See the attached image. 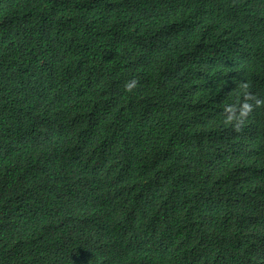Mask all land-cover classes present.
Returning <instances> with one entry per match:
<instances>
[{
    "label": "trees",
    "instance_id": "1",
    "mask_svg": "<svg viewBox=\"0 0 264 264\" xmlns=\"http://www.w3.org/2000/svg\"><path fill=\"white\" fill-rule=\"evenodd\" d=\"M245 85L264 0H0V264H264Z\"/></svg>",
    "mask_w": 264,
    "mask_h": 264
},
{
    "label": "clouds",
    "instance_id": "2",
    "mask_svg": "<svg viewBox=\"0 0 264 264\" xmlns=\"http://www.w3.org/2000/svg\"><path fill=\"white\" fill-rule=\"evenodd\" d=\"M135 85V81H130L125 85L126 90H131ZM247 86H244L243 100L239 105H230L225 108L227 113L225 117L226 123H232L234 127H238L244 118L252 111L253 107L264 104V100L251 95L247 90ZM122 264H129V257L126 254L122 260Z\"/></svg>",
    "mask_w": 264,
    "mask_h": 264
}]
</instances>
